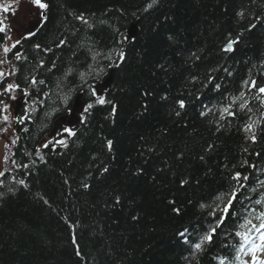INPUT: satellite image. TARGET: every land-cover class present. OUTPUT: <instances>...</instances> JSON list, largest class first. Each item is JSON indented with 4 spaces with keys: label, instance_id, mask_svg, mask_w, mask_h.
<instances>
[{
    "label": "trees",
    "instance_id": "trees-1",
    "mask_svg": "<svg viewBox=\"0 0 264 264\" xmlns=\"http://www.w3.org/2000/svg\"><path fill=\"white\" fill-rule=\"evenodd\" d=\"M44 2L46 19L6 55L0 32V129L24 97L0 176V264H241L235 232L264 212V95L245 83L264 86V0ZM77 94L74 135L50 136ZM233 190L235 215L197 251Z\"/></svg>",
    "mask_w": 264,
    "mask_h": 264
},
{
    "label": "snow or ice",
    "instance_id": "snow-or-ice-1",
    "mask_svg": "<svg viewBox=\"0 0 264 264\" xmlns=\"http://www.w3.org/2000/svg\"><path fill=\"white\" fill-rule=\"evenodd\" d=\"M153 2H155V0H153ZM33 4L36 8H38L39 10H41L42 12L44 10H47L49 5L48 3L44 2V0H33ZM151 7V5H149ZM3 11L8 12L9 8H4ZM240 15H242V13H240ZM40 20H44L46 19L45 16H43L42 14L39 15L38 17ZM79 19L83 20V17H78ZM6 30V26L4 25L3 21H0V32H4ZM20 41L17 40L14 44H13V48L16 47V44H18ZM238 39H232L229 40L228 43L224 46V51H234V44L238 43ZM35 47L39 48V45H36ZM4 53L7 54L10 49L7 47H4L3 49ZM17 58H20V54L19 52L16 53ZM119 58L120 59H124L125 58V53L120 52L119 53ZM0 63H4V61H0ZM14 74V73H13ZM231 74V73H229ZM4 74L2 72H0V76H3ZM32 83L35 84L37 83V81L33 78ZM40 84H44L45 81L44 80H40L39 81ZM246 84L249 85L250 90L251 89H256L261 95H264V86H259L257 85L256 81H245ZM14 87H18L17 85H13V84H8L7 85V89L6 91H10L12 90ZM216 88H219V85H216ZM96 93L93 92V96H95ZM244 94L241 93V96H243ZM105 99L104 98H100L99 99V103L103 104L105 103ZM0 103H2V101H0ZM65 103H67V98L65 99ZM179 104L180 108H184L186 106L185 101L184 100H179L177 102ZM241 107H244L243 104L240 105ZM7 105H4V109H7ZM93 107V104L89 103L87 106V109H85V111H87L88 109H91ZM226 112H228L229 115H235V113L230 112L227 108L224 110ZM177 115H179V112L176 113ZM4 120H7L8 117L4 116L3 117ZM253 128L252 124L247 125V130L251 131ZM64 132L68 133L69 135H74L73 131L69 128H65ZM252 139L253 142H255V135H252L250 137ZM112 141H108V146L109 148L111 147ZM43 147H47L48 143L45 142L43 145ZM41 159H43V157H41ZM24 167H27V165H23ZM105 171H107V169H105ZM4 175V173L0 172V176ZM232 179L235 181H239L241 179V174L239 172H237L234 176H232ZM243 179H247V177H243ZM19 184L23 185V186H27L25 185V182L23 180L19 181ZM85 187H88V185H85ZM239 194L233 190L230 193H224L222 195L217 196V200H219L221 203H223L224 207L222 209H220V205L216 204L215 207L217 209H220V215L216 216V212L212 211L210 212V215L215 216L216 217V222H215V226L211 227L206 234H204L203 236L200 237V241L197 243H194L192 245V247H194L197 251H202V245L207 242L208 244H211L213 242V237L216 235L218 229L221 228V226H223L226 222V220L229 218V214L232 213V209L234 208L235 202L238 199ZM215 203V202H214ZM256 204H261L262 201L261 200H256L255 201ZM201 207H205V205H201ZM209 207H212L211 205ZM179 210L177 209V212ZM233 215H235V213H232ZM253 213H249V215H252ZM256 220L260 221L259 224H254L253 220L248 218V217H244V222L239 224V229H241V231H236L235 232V236L240 238V250L244 251L245 249H247L248 254L250 255L251 258V264H264V258H261L260 255L258 254H264V212H260L258 215H256ZM188 232V229H184V231L180 232L179 235L182 238H185L186 233ZM255 232L256 235L253 236L252 233ZM258 241V242H257ZM185 243H188L187 238L184 239ZM219 264H227V258H223L219 260ZM243 264H249L248 261H244Z\"/></svg>",
    "mask_w": 264,
    "mask_h": 264
},
{
    "label": "rangeland",
    "instance_id": "rangeland-1",
    "mask_svg": "<svg viewBox=\"0 0 264 264\" xmlns=\"http://www.w3.org/2000/svg\"><path fill=\"white\" fill-rule=\"evenodd\" d=\"M4 8H9L8 12L3 11ZM0 20L3 21L6 28L9 30V35L7 38L6 43L3 45L2 48V54L6 55L3 51L4 47H7L9 49L12 48L13 44L19 40L20 38L29 35L32 31H34L42 20H40L38 17L40 14L43 15V12L36 8L33 4V0H0ZM95 64L93 63L91 68H88L85 72L86 75L95 73ZM0 72H2L0 70ZM3 76H0V82L3 80L5 76V73H3ZM84 74V75H85ZM8 83H10L9 80H7ZM7 82L4 84V90L7 89ZM102 83V82H100ZM99 82L93 83L91 86L92 90L96 93H99L100 89H96ZM97 90V91H96ZM12 92V90H10ZM8 92V91H7ZM15 97V96H13ZM14 100V98H12ZM14 106H12V109L10 111V114H7V112H4V116H7V120H11L13 114H14ZM10 118V119H9ZM12 121L7 122V126L4 127V130L1 133L0 136V172H3L5 167V158L8 160V157L6 156V149L9 146H13L14 140L12 137V129H11ZM258 242V241H257ZM261 258H264V254H258ZM244 261H248L249 264H251V258L250 255L247 252V249L244 254Z\"/></svg>",
    "mask_w": 264,
    "mask_h": 264
},
{
    "label": "water",
    "instance_id": "water-1",
    "mask_svg": "<svg viewBox=\"0 0 264 264\" xmlns=\"http://www.w3.org/2000/svg\"><path fill=\"white\" fill-rule=\"evenodd\" d=\"M136 33H137V25L136 23H131L126 31V41H129L130 39L134 38ZM109 81H110V75L107 77L104 83H102L101 87L106 88L109 84ZM16 103L18 102L16 101ZM82 107H83V102L79 100V95H77L72 105L71 114L68 116V118H65L63 116L59 117L58 120L55 121L52 131H54L58 126L64 124L65 121L67 125L75 126L78 122V116L76 114L81 111Z\"/></svg>",
    "mask_w": 264,
    "mask_h": 264
}]
</instances>
